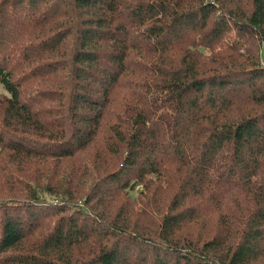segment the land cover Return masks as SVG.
Masks as SVG:
<instances>
[{
    "label": "trees",
    "instance_id": "16d2710c",
    "mask_svg": "<svg viewBox=\"0 0 264 264\" xmlns=\"http://www.w3.org/2000/svg\"><path fill=\"white\" fill-rule=\"evenodd\" d=\"M0 82V264H264V0H0Z\"/></svg>",
    "mask_w": 264,
    "mask_h": 264
},
{
    "label": "rangeland",
    "instance_id": "374dc122",
    "mask_svg": "<svg viewBox=\"0 0 264 264\" xmlns=\"http://www.w3.org/2000/svg\"><path fill=\"white\" fill-rule=\"evenodd\" d=\"M123 90H119L117 92V96L121 95ZM5 94V95H9V92L7 91V89L4 87V85L0 82V95ZM87 152H84V154H86ZM143 189L142 185H138L137 188H135L133 191L130 192L131 196L134 198H140V191ZM55 218H50L49 222L53 225ZM50 229V228H49ZM26 247H31V244L26 243L25 244Z\"/></svg>",
    "mask_w": 264,
    "mask_h": 264
}]
</instances>
